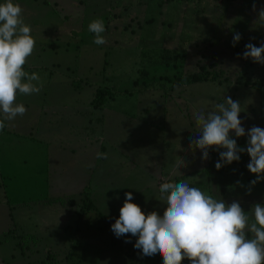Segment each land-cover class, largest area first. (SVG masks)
Masks as SVG:
<instances>
[{"label":"rangeland","instance_id":"rangeland-1","mask_svg":"<svg viewBox=\"0 0 264 264\" xmlns=\"http://www.w3.org/2000/svg\"><path fill=\"white\" fill-rule=\"evenodd\" d=\"M15 2L36 38L24 67L42 88L19 94L26 114L0 130V264H140L136 237L117 238L111 225L129 191L163 215L164 182L187 181L245 211L264 204V180L247 191L257 174L248 169L224 195L189 145L200 135L195 114L225 97L241 104L246 132L264 128V64L242 55L264 42V0ZM98 18L103 45L88 31ZM194 74L207 78L178 81ZM100 89L106 101L96 107ZM157 257L148 264H163Z\"/></svg>","mask_w":264,"mask_h":264},{"label":"clouds","instance_id":"clouds-1","mask_svg":"<svg viewBox=\"0 0 264 264\" xmlns=\"http://www.w3.org/2000/svg\"><path fill=\"white\" fill-rule=\"evenodd\" d=\"M258 19L264 21V7L259 9ZM88 31L95 34L96 45L107 42L102 35L106 31L102 19H94ZM241 38L239 32L235 33L233 46ZM35 47L36 38L24 20L22 6L15 0L0 2V130L6 121L26 114L25 105L16 102L19 94L41 91L42 83H34L40 82V76L24 67ZM245 49L243 58L264 64V42L259 47L250 42ZM241 111L238 101L225 97V102L216 104L214 110L196 113L200 135L190 138L189 145L202 151L204 161L215 147L220 157L215 164L218 170L240 161V153L247 152L251 158L247 168L257 174L247 186L250 194L252 187L264 180V128L253 125L246 132ZM233 132L235 137L247 135L246 147L238 145ZM97 158L106 159L107 154L97 153ZM159 192L167 205L163 215L157 211L146 213L134 202L133 192L125 194L120 215L111 225L117 238L127 234L138 237L134 248L145 257L162 255L163 264H182L185 259L190 264H264V204L255 203L251 211H245L238 201L229 204L187 181L164 182Z\"/></svg>","mask_w":264,"mask_h":264},{"label":"trees","instance_id":"trees-1","mask_svg":"<svg viewBox=\"0 0 264 264\" xmlns=\"http://www.w3.org/2000/svg\"><path fill=\"white\" fill-rule=\"evenodd\" d=\"M216 1H221V0H216ZM223 1L232 2L234 0H223ZM204 77L205 76H202L201 74H194V75H192V78H190V77H179L178 81L181 83H184V82L188 83L190 81L202 80ZM206 78H204V79H206ZM105 96L106 95H105L104 90L100 89L97 92V96L94 100V105L96 107H101L106 101ZM232 135H233V138L237 139V143L239 146H241V147L247 146V140H248L247 135H245L243 137H235L234 134H232ZM223 150L224 149H220V151H223ZM245 155L247 156V158L248 157L250 158V156L247 154V152L240 153L241 158L245 157ZM209 156H210V158L208 159V168H207V171L209 174L208 179L210 182L213 180H216L221 186V192L225 195L227 187L233 186L234 184L237 183V181L239 179H243L245 177V174L248 172V168H247L248 162H247V160L244 162H241L239 169L231 168V171H229L228 170L229 164H227L218 170L215 167V164L220 159V157H219V152L215 150V147H213L212 149L209 150ZM232 164L235 165L236 161H233ZM136 239H138V237H136ZM21 244L26 246L23 241L21 242ZM141 256H142V260H141L140 264H148V261H152L153 258L155 257V256L145 257L143 255H141ZM157 258L160 260V262L163 263V259H162L161 255H158Z\"/></svg>","mask_w":264,"mask_h":264},{"label":"crops","instance_id":"crops-1","mask_svg":"<svg viewBox=\"0 0 264 264\" xmlns=\"http://www.w3.org/2000/svg\"><path fill=\"white\" fill-rule=\"evenodd\" d=\"M101 138L103 139L104 137H103V134H102V136H101ZM71 148L72 149H75L72 145H71ZM75 183H71V184H69V185H74Z\"/></svg>","mask_w":264,"mask_h":264}]
</instances>
